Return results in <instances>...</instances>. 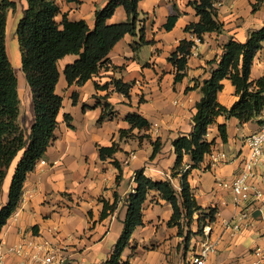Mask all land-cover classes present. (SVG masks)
Returning a JSON list of instances; mask_svg holds the SVG:
<instances>
[{
  "label": "crops",
  "instance_id": "0c3cea01",
  "mask_svg": "<svg viewBox=\"0 0 264 264\" xmlns=\"http://www.w3.org/2000/svg\"><path fill=\"white\" fill-rule=\"evenodd\" d=\"M13 1L17 6L8 12L7 29L17 11L21 8L24 13L28 6L27 0ZM56 1L71 20L85 19L93 27L96 9L105 6L109 0ZM192 1L141 0L138 27L145 28L148 43L134 50L133 44L141 37L126 34L109 54L113 66L103 69L83 85L70 86L63 72L65 65L77 57L67 55L59 61L61 78L57 92L63 96V107L55 131L56 139L28 174L20 203L0 233V264H41L30 260L29 255L35 249L28 248L29 253L20 257L11 254L9 248L19 242H40L42 237L54 235L51 240L58 257L63 259L62 264L67 261L102 264L115 244L111 248L105 246L107 238L111 236L116 242L123 230L127 212L125 199L136 188L137 170L144 169L147 176L157 181L171 180L174 187L181 190V174L173 177L177 155L172 141L181 134L192 132L193 115L201 98L199 89L189 90L188 87L195 84V79L210 77L216 65H210L209 61L221 55L223 44L230 36L246 41L251 30L264 25V0H217V18L224 24V30L204 35L188 58L187 74L176 81L177 69L168 58L181 40H194V34L185 30L187 25L200 19ZM255 3L256 11L253 10ZM175 8L179 17L173 28L167 30L164 24L169 15L175 13ZM57 19L60 20L61 15ZM127 19L125 8L119 6L108 22ZM261 76H264V48L255 57L251 72L253 79ZM113 77L132 84L130 98L115 91L113 84L96 89L95 81L103 85ZM237 99L235 86L225 79L218 100L230 107ZM105 101L111 104V114L99 123ZM26 108L22 103L20 119L29 129L32 120H27ZM134 111L144 115L151 127L148 130L136 128L121 136L122 129L131 127L126 115ZM65 113L72 115V127L65 121ZM31 119H34L32 113ZM223 122L228 124L227 142L222 140L218 129V123ZM258 126L257 120L240 124L235 117L226 120L225 116H219L217 123L209 128L207 139H215V150L226 152L227 158L213 164L208 154L201 166L189 175L198 203L204 208H217L215 221L209 223V235L198 236L195 250L185 249L184 237L178 234V227L168 225L173 206L161 198L158 190L148 194L143 208L144 224L134 231L127 250L133 254L142 253V264H190L191 256L201 249V240L208 238L217 242V251L208 256L207 264H252L259 260L256 251L264 249V219L260 209L252 211L253 225L231 238L225 232V220L231 219L239 207L231 191L219 185V181L230 180L239 172L248 152L244 138ZM158 137L162 139L163 147L151 158L153 142ZM114 143L118 146L117 151L102 159L99 146ZM22 153L19 152L9 169L0 195V208L8 201L12 175ZM115 159L120 162L121 170L115 165ZM42 160L46 163L42 164ZM191 164V157L186 156L183 168L188 169ZM115 193H118L116 211L101 218L103 200L113 203ZM199 213L194 214L193 230L199 228ZM35 225L37 227L33 229ZM247 239H251L249 245L245 244ZM261 264H264V258H261Z\"/></svg>",
  "mask_w": 264,
  "mask_h": 264
},
{
  "label": "trees",
  "instance_id": "16d2710c",
  "mask_svg": "<svg viewBox=\"0 0 264 264\" xmlns=\"http://www.w3.org/2000/svg\"><path fill=\"white\" fill-rule=\"evenodd\" d=\"M141 0H109L95 12V24L89 25L87 20H71L67 12H63L56 0H27L28 6L20 18L17 28L18 41L21 49L22 69L33 91L35 108V122L28 129L21 123V104L18 77L9 57L6 34L7 20L10 9L17 4L13 0H0V195L3 191L5 179L9 169L19 154L11 184L8 191V201L0 208V233L9 218L17 209L25 181L28 174L35 168L51 143L56 139L55 131L60 123V113L63 107V96L57 92L61 78L59 61L67 55L77 58L67 63L63 69L67 83L83 85L88 80L97 77L100 72L113 66L109 57L115 45L126 35L139 34L141 39L133 44L134 50L145 39V28L138 27L139 2ZM217 0H194L191 4L200 16L198 22L190 23L185 30L190 31L202 40L209 32H222L224 24L217 18ZM123 6L128 14L124 22L109 23L116 9ZM253 4V10H257ZM176 10V8H175ZM61 15V19H57ZM179 17V11L169 15L164 27L171 30ZM194 40L183 39L175 51L169 56L176 69V81H180L187 74L188 58L192 54ZM264 48V25L249 32L246 41H239L231 36L223 44L220 56L209 61L213 66L211 75L204 79H195V84L188 89H199L201 98L196 104L193 115V130L188 134H181L172 143L177 155L173 168V177L181 174V190L178 191L171 180H154L145 174L144 169L136 171L135 192H129L126 197L127 212L123 220V230L115 242L110 255L102 264H132L123 258V253L130 245L131 238L138 226L144 224V203L151 190H158L161 198L171 202L173 213L168 220L169 226H177L183 233L184 223L194 221L195 212L198 217L199 231H204L205 225L216 219L217 208L201 206L192 189L189 175L194 168L200 167L205 156L210 154L216 145V140H208L209 128L217 123L219 116L226 120L237 118L240 124L257 120L264 109V76L257 79L251 77L255 57ZM229 79L235 86L238 99L229 107L218 100L219 93L224 88V80ZM113 84L114 90L131 97L132 84L121 78L113 77L106 84L95 81L96 89L108 88ZM76 93L73 94L76 102ZM101 101L98 102L100 104ZM99 123L111 114V104L105 101ZM131 127L121 130V136L128 135L134 129L148 130L150 121L141 113L134 111L126 115ZM65 121L72 127V115L64 114ZM220 136L224 142L229 139L228 124L218 123ZM154 158L162 149L163 142L158 137L153 142ZM118 146H99L101 158L113 156ZM190 156L192 164L184 169L185 157ZM121 170V164L114 160ZM120 178V175H118ZM104 201L101 218L116 211L118 207V193L115 201ZM37 225L33 226L35 229ZM63 264H78L67 261Z\"/></svg>",
  "mask_w": 264,
  "mask_h": 264
},
{
  "label": "built area",
  "instance_id": "2783aa9c",
  "mask_svg": "<svg viewBox=\"0 0 264 264\" xmlns=\"http://www.w3.org/2000/svg\"><path fill=\"white\" fill-rule=\"evenodd\" d=\"M215 7L219 5L214 3ZM203 40L194 34L193 50ZM192 50V52H193ZM244 144L248 152L243 158L239 172L230 180L219 181V185L227 187L234 198L239 211L229 220H225V232H228L231 238H235L246 228L253 225L255 218L252 215L254 208H259L261 216L264 219V109L260 116L258 129L253 133L246 135ZM213 164H216L227 158L226 152L215 150L209 154ZM42 164L46 161L42 160ZM135 192V188L132 190ZM211 226L208 223L204 227V235H209ZM55 235L52 238L42 237L40 242L30 240L28 242H19L9 248V252L16 256H26L29 249H35L29 257L32 261H39L41 264H62L63 259L58 257L57 249L53 246ZM201 249L197 254L191 256L190 264H207L208 256L217 251V242L208 238H203ZM256 254L259 260L252 264H261V258H264V249L258 248ZM25 264V263H22Z\"/></svg>",
  "mask_w": 264,
  "mask_h": 264
},
{
  "label": "rangeland",
  "instance_id": "374dc122",
  "mask_svg": "<svg viewBox=\"0 0 264 264\" xmlns=\"http://www.w3.org/2000/svg\"><path fill=\"white\" fill-rule=\"evenodd\" d=\"M22 16H23V11L20 8L17 11V14L15 15V17H12V20L8 25L7 35H6V44L8 47L9 57L13 63L16 75L18 77L19 94H20L23 105L27 107L26 108L27 109V113H26L27 120L28 119L32 120V123L30 125L32 126L36 118L35 108L33 104V91L22 69L21 49H20V44H19L18 35H17L18 23ZM248 35H247V38H248ZM31 113L34 119H31ZM192 223L193 222L186 223V224L184 223V225L182 226L183 233H180L179 228H178V234L184 237L183 241L185 244V249L187 250L189 249L195 250L198 247L199 237L203 236L204 234V231L200 232L199 228H197L196 230H193ZM114 243H115V240L111 236H109L106 240V244L104 245L111 248ZM250 243H251V239H247L245 241L246 245H249ZM152 246L154 247L155 245H152ZM127 248L128 247H126L123 253V256H125L127 260H130L132 264H142V260H143L142 253L133 254L132 252L130 253V251L127 250ZM105 256L106 255H104V257ZM87 264H90V263L88 262Z\"/></svg>",
  "mask_w": 264,
  "mask_h": 264
}]
</instances>
